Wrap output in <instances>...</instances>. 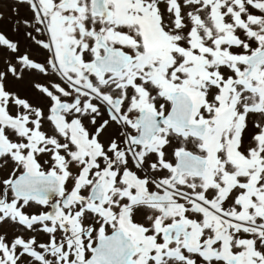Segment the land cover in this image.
Here are the masks:
<instances>
[{"label":"snow or ice","instance_id":"6c2138e0","mask_svg":"<svg viewBox=\"0 0 264 264\" xmlns=\"http://www.w3.org/2000/svg\"><path fill=\"white\" fill-rule=\"evenodd\" d=\"M17 3L0 264H264V0Z\"/></svg>","mask_w":264,"mask_h":264},{"label":"rangeland","instance_id":"374dc122","mask_svg":"<svg viewBox=\"0 0 264 264\" xmlns=\"http://www.w3.org/2000/svg\"><path fill=\"white\" fill-rule=\"evenodd\" d=\"M4 0H0V11L3 13V19L0 20V29H2L9 38H15L20 41L21 47L20 51L23 53L25 50H30L33 52V55L38 59H43L47 56L46 52H37L34 46L30 45V42L24 36V26L23 24L17 25V21H23L24 19H31L32 13L29 10L28 6L25 4H18L17 0H8V6H6ZM18 28V32L14 29ZM35 34V33H34ZM7 53L0 54V66L3 65L4 58L7 56ZM15 62V58H13ZM33 79H37L38 82L42 84H48L49 79L45 77L39 78H25L23 81H17L14 83L13 87L15 89H20L22 92H31ZM54 82H59L57 78L53 77ZM15 228H9L10 236L16 234ZM26 237L29 235L25 234ZM46 240L47 237H44Z\"/></svg>","mask_w":264,"mask_h":264},{"label":"flooded vegetation","instance_id":"af4514ba","mask_svg":"<svg viewBox=\"0 0 264 264\" xmlns=\"http://www.w3.org/2000/svg\"><path fill=\"white\" fill-rule=\"evenodd\" d=\"M6 6H8V0H4V3Z\"/></svg>","mask_w":264,"mask_h":264}]
</instances>
